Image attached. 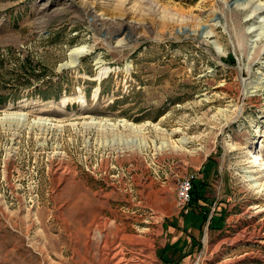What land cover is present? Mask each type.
<instances>
[{
    "label": "rangeland",
    "instance_id": "obj_1",
    "mask_svg": "<svg viewBox=\"0 0 264 264\" xmlns=\"http://www.w3.org/2000/svg\"><path fill=\"white\" fill-rule=\"evenodd\" d=\"M236 1L0 0V264H264V0Z\"/></svg>",
    "mask_w": 264,
    "mask_h": 264
},
{
    "label": "bare ground",
    "instance_id": "obj_2",
    "mask_svg": "<svg viewBox=\"0 0 264 264\" xmlns=\"http://www.w3.org/2000/svg\"><path fill=\"white\" fill-rule=\"evenodd\" d=\"M237 2V1H236ZM252 2V0H244L241 3H238L242 8H247V6ZM253 9V8H252ZM260 9V8H258ZM245 10V9H244ZM257 11V10H256ZM205 33V32H204ZM85 51V47L81 48H75L71 50L69 53L70 59L72 62H70L69 65H75L77 62L76 59ZM66 65V64H65ZM113 68H110L107 72H111ZM98 79H100L98 77ZM98 91V89H97ZM253 163L259 167V169H255L250 171V175L248 176V181L252 183L253 186L258 187L260 185L261 178L264 177V157L261 155L260 152L255 154Z\"/></svg>",
    "mask_w": 264,
    "mask_h": 264
},
{
    "label": "built area",
    "instance_id": "obj_3",
    "mask_svg": "<svg viewBox=\"0 0 264 264\" xmlns=\"http://www.w3.org/2000/svg\"><path fill=\"white\" fill-rule=\"evenodd\" d=\"M196 178V175L191 174L185 177L180 184L177 191V205L181 209H185L191 203V192Z\"/></svg>",
    "mask_w": 264,
    "mask_h": 264
},
{
    "label": "trees",
    "instance_id": "obj_4",
    "mask_svg": "<svg viewBox=\"0 0 264 264\" xmlns=\"http://www.w3.org/2000/svg\"><path fill=\"white\" fill-rule=\"evenodd\" d=\"M200 199L199 197V194L197 192V188L194 186L193 184V189H192V192H191V203L194 201V202H198ZM207 217V216H206ZM205 217V219H206ZM167 248V247H166Z\"/></svg>",
    "mask_w": 264,
    "mask_h": 264
}]
</instances>
